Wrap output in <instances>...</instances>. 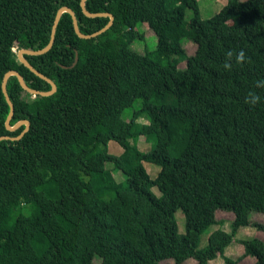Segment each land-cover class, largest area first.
I'll use <instances>...</instances> for the list:
<instances>
[{"label": "trees", "instance_id": "obj_1", "mask_svg": "<svg viewBox=\"0 0 264 264\" xmlns=\"http://www.w3.org/2000/svg\"><path fill=\"white\" fill-rule=\"evenodd\" d=\"M63 7L74 11L83 34L110 22L85 16L81 0H0V137L26 128H6L8 72L35 90H52L18 52L45 49ZM86 8L112 14L113 26L84 40L64 12L52 49L25 55L55 82V94L33 96L17 77L8 80L10 124L29 121L30 129L19 141H0V264H210L218 256L238 264L225 252L239 231L264 233L252 217H264V89L254 87L264 79V0H229L206 22L198 0H87ZM187 10L194 14L188 24ZM140 25L155 33L156 51L133 49ZM184 41L196 46L194 55ZM228 50H243L251 62L225 71ZM250 90L261 96L255 107L244 102ZM137 100L142 107L125 120ZM143 117L148 124L138 122ZM152 136V150L141 151L139 139ZM111 141L124 149L121 156L109 154ZM144 163L161 168L155 180ZM219 211L234 214L231 232ZM239 242L244 257L264 264L263 240Z\"/></svg>", "mask_w": 264, "mask_h": 264}, {"label": "rangeland", "instance_id": "obj_2", "mask_svg": "<svg viewBox=\"0 0 264 264\" xmlns=\"http://www.w3.org/2000/svg\"><path fill=\"white\" fill-rule=\"evenodd\" d=\"M229 0H198L199 8H200V16L203 22H206L210 20L212 17L217 15L223 7L228 3ZM245 1V0H244ZM194 14L192 10L186 11V23L188 24L191 19L193 18ZM142 36V38L138 41H136L133 44V49L137 51L138 53L144 54L145 52L152 53L156 51L157 48V37L155 33L149 29L148 25H140L137 29ZM183 45L188 53V56L194 55L196 51V46L193 45L190 42L184 41ZM18 49H15V52H18ZM186 67V63H183L181 65V69H184ZM142 107V101L137 100L135 102V105L127 110L124 114V119L129 121L135 111L139 110ZM140 124H148V120L143 117L138 120ZM156 144V137L152 136L150 137L149 141L146 140L145 137H142L139 139L137 146L138 148L143 152H149L152 150L153 146ZM108 152L111 155L114 156H121L124 152V149L115 141H111L108 145ZM144 166L151 177L152 180H155L161 171V168L155 164L152 163H144ZM108 169H113L114 167L112 165H107ZM113 175L115 179L118 182L123 181V174L119 170H114ZM152 192L157 196L161 197V192L157 187H154L152 189ZM218 219H221L224 221L223 229L227 232H231V223L234 220L235 216L232 213H225L219 211L217 213ZM177 224H178V230L179 234L183 235L186 232V219L185 215L182 212V210H178L175 214ZM254 220L258 222L264 223V217L258 214H253ZM218 227L213 226L211 227L202 237H201V243H200V249L205 248L208 245V239L211 233H213L215 230H217ZM261 239L264 241V233L256 230L255 228H242L239 233L237 234L235 241L226 249L225 255L232 260H239L238 264H254L255 259L251 257H244V247L240 244V240H249V239ZM99 261L95 259L93 264H98ZM166 264H174L172 260L166 261ZM185 264H198L194 260H189ZM210 264H226L223 257L218 256L214 261L210 262Z\"/></svg>", "mask_w": 264, "mask_h": 264}, {"label": "water", "instance_id": "obj_3", "mask_svg": "<svg viewBox=\"0 0 264 264\" xmlns=\"http://www.w3.org/2000/svg\"><path fill=\"white\" fill-rule=\"evenodd\" d=\"M86 2L87 0H81V8H82V11L84 13L85 16H87L88 18H97V17H108L110 18V22L109 24L103 28L102 30L100 31H97L93 34H90V35H87V34H83L80 29H79V23H78V19H77V16L76 14L74 13L73 10H71L70 8L68 7H63L61 9H59L58 13H57V16L55 18V22H54V26H53V30H52V35H51V40H50V43L49 45L43 49V50H38V51H31V50H26V49H22L18 52V59L19 61L24 64L31 72H33L36 76H38L39 78L45 80L46 82H48L51 87H52V90L49 91V92H43V91H38V90H35L31 87H29L26 82L24 81V78L21 76V74L17 71H10L8 72L5 77H4V80H3V84H2V90H3V93H4V96L6 98V101L8 103V105L10 106V114H9V117L6 121V128L11 131V132H14L16 130H18L19 128H21L22 126H25V130L20 134V136L18 137H15V138H12V137H8V136H4V137H0V141H3V140H11V141H19L21 140L25 134L29 131L30 129V122L29 121H21L19 122L18 124H16L14 127L11 126V120L14 116V112H15V107H14V104L8 94V90H7V84H8V80L10 77L14 76V77H17L21 87L26 91L28 92L29 94H32L33 96H42V97H49V96H52L53 94L56 93L57 91V85L55 84V82H53L50 78L46 77L45 75H43L41 72H39L38 70H36L26 59H25V55H29V56H41V55H44V54H47L53 47L54 43H55V39H56V32H57V27H58V24H59V21H60V18H61V15L66 12V13H69L72 17V20H73V26H74V30L77 34V36L81 39H84V40H91V39H94V38H97L99 36H101L102 34H104L105 32H107L114 24V16L110 13H90L87 8H86ZM78 53H76V60L74 62V64L72 65V67H74L76 65V63L78 62Z\"/></svg>", "mask_w": 264, "mask_h": 264}, {"label": "clouds", "instance_id": "obj_4", "mask_svg": "<svg viewBox=\"0 0 264 264\" xmlns=\"http://www.w3.org/2000/svg\"><path fill=\"white\" fill-rule=\"evenodd\" d=\"M250 62V58L246 56V53L243 50H240L238 52L235 50H228L225 52L223 69L230 72L234 64L243 66V64ZM254 87L258 89H264V79L255 81ZM244 102L251 107H255L261 102V96L256 91L250 90L246 94Z\"/></svg>", "mask_w": 264, "mask_h": 264}, {"label": "crops", "instance_id": "obj_5", "mask_svg": "<svg viewBox=\"0 0 264 264\" xmlns=\"http://www.w3.org/2000/svg\"><path fill=\"white\" fill-rule=\"evenodd\" d=\"M246 1V0H245Z\"/></svg>", "mask_w": 264, "mask_h": 264}]
</instances>
